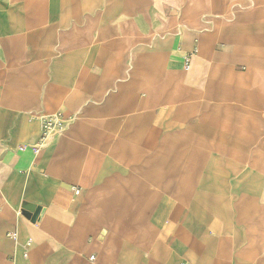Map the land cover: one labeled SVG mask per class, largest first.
Returning a JSON list of instances; mask_svg holds the SVG:
<instances>
[{
	"label": "crops",
	"instance_id": "obj_1",
	"mask_svg": "<svg viewBox=\"0 0 264 264\" xmlns=\"http://www.w3.org/2000/svg\"><path fill=\"white\" fill-rule=\"evenodd\" d=\"M0 264H264V0H0Z\"/></svg>",
	"mask_w": 264,
	"mask_h": 264
},
{
	"label": "built area",
	"instance_id": "obj_2",
	"mask_svg": "<svg viewBox=\"0 0 264 264\" xmlns=\"http://www.w3.org/2000/svg\"><path fill=\"white\" fill-rule=\"evenodd\" d=\"M184 70H189V63L187 61L185 63ZM70 123L71 119L64 118L61 114H54L47 117L42 123V130L39 142L38 145L34 148V150L50 142L55 136L63 132ZM75 194H79V190H75ZM93 258L94 257H90L89 261H92Z\"/></svg>",
	"mask_w": 264,
	"mask_h": 264
}]
</instances>
